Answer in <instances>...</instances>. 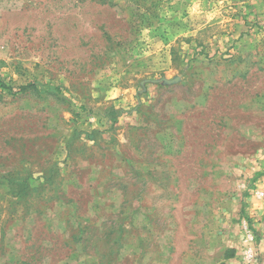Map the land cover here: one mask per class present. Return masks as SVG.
<instances>
[{
  "label": "rangeland",
  "instance_id": "rangeland-1",
  "mask_svg": "<svg viewBox=\"0 0 264 264\" xmlns=\"http://www.w3.org/2000/svg\"><path fill=\"white\" fill-rule=\"evenodd\" d=\"M0 82V264H264L260 0H0Z\"/></svg>",
  "mask_w": 264,
  "mask_h": 264
},
{
  "label": "built area",
  "instance_id": "built-area-1",
  "mask_svg": "<svg viewBox=\"0 0 264 264\" xmlns=\"http://www.w3.org/2000/svg\"><path fill=\"white\" fill-rule=\"evenodd\" d=\"M264 3V0H261ZM254 198L257 200H262L264 198L263 191H255ZM242 228V238L241 247L238 256V264H254L255 261V237L252 229L248 222L243 221L241 223Z\"/></svg>",
  "mask_w": 264,
  "mask_h": 264
},
{
  "label": "trees",
  "instance_id": "trees-1",
  "mask_svg": "<svg viewBox=\"0 0 264 264\" xmlns=\"http://www.w3.org/2000/svg\"><path fill=\"white\" fill-rule=\"evenodd\" d=\"M32 84H28V85H26V86H21V87H18L17 88V91H16V94H19V93H24L30 86H31ZM0 89L1 90H3V91H6V90H9L6 86H5V84H3V83H1L0 82ZM19 186L17 185V186H15V188L18 190L17 191V194L15 193V195L14 196H16V195H21L22 193H24L25 192V189L24 188H18ZM13 192H15V190L13 191Z\"/></svg>",
  "mask_w": 264,
  "mask_h": 264
},
{
  "label": "crops",
  "instance_id": "crops-1",
  "mask_svg": "<svg viewBox=\"0 0 264 264\" xmlns=\"http://www.w3.org/2000/svg\"><path fill=\"white\" fill-rule=\"evenodd\" d=\"M260 3H263V2L260 0Z\"/></svg>",
  "mask_w": 264,
  "mask_h": 264
}]
</instances>
